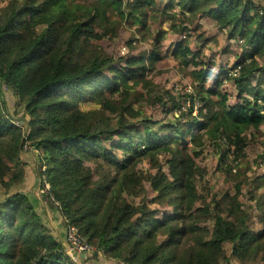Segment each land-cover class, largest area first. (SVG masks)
<instances>
[{"label": "trees", "instance_id": "obj_1", "mask_svg": "<svg viewBox=\"0 0 264 264\" xmlns=\"http://www.w3.org/2000/svg\"><path fill=\"white\" fill-rule=\"evenodd\" d=\"M154 14L171 26L158 31L149 54L100 53L97 42L118 38L115 16L121 26L132 21L144 35L157 19ZM206 17L243 49L238 56L230 43L222 46L236 62L216 75L218 56L205 61L202 50L189 42L196 20ZM168 31L178 35L173 55L194 82L193 91L179 98L156 93L159 86L148 79L164 58L160 47ZM211 78L215 82L208 85ZM224 81L233 91L222 90ZM10 97L19 100L14 111ZM85 101L96 107L84 110ZM147 107L174 113V120L147 117ZM262 126L264 5L253 0H0V190L5 192L0 264L264 263V173L245 176L234 193L215 195L205 206H197L195 188L202 174L196 159L207 142L222 152L221 165L230 174L228 160L236 161L237 169L245 156L246 131L259 133ZM37 151L35 162L47 167L59 202L53 211L65 238L76 226L97 251L93 259L100 253L96 260L86 254L74 261L37 200L11 191L23 185L25 168L32 165L25 158ZM258 158L260 169L264 153ZM145 161L158 169L155 174H140ZM144 179L151 184V198ZM252 202L258 230L251 228ZM207 221L213 226L204 225Z\"/></svg>", "mask_w": 264, "mask_h": 264}, {"label": "rangeland", "instance_id": "obj_2", "mask_svg": "<svg viewBox=\"0 0 264 264\" xmlns=\"http://www.w3.org/2000/svg\"><path fill=\"white\" fill-rule=\"evenodd\" d=\"M253 1H255L258 5H264V0ZM163 6L164 5H161L160 8L163 9ZM176 12V19L178 20L177 24H181L180 20H183V17L179 16L178 9H176ZM154 16H156L157 19L150 21L149 30H146L147 32L144 35L135 31L136 27L133 26L132 21H125L121 26L120 19L118 16H115L118 22V38H107L103 41L97 42L98 50L102 55L108 56H125L128 54L139 55L142 53L149 54L154 47L155 39L158 36V31L160 29L165 31L170 30L171 26V23L166 21V18L164 20V17L161 15L154 14ZM193 26L196 27V31L189 39L191 47L194 50H202V58L204 59L205 57V61H207L208 57H210L212 54H216L219 58L218 61L216 59L214 60L215 63H217V65L213 66L212 68L214 75L220 72L222 66L230 68L236 62V57L233 56L231 52H222V46H226L230 43L233 46L232 49L236 51L238 56L243 54V49H238L237 45L234 44V41L228 39L229 32L221 31L219 29L218 23L215 20L208 17L197 19ZM177 39V34L173 33L172 31H168L160 47L164 58L155 64L153 71L148 75V79L154 82L156 86H159V89L156 91V93L163 94L164 91H169L171 92V96L179 98V96H182L185 91H193L194 82L182 66V60L173 55V44ZM129 40H133V45L130 46L127 44V41ZM193 69L194 68L192 65L188 67L189 71H192ZM222 78H224V76ZM214 82V79L211 78L208 81V85H211ZM222 84V90L227 92L233 91L234 86L232 84L225 81ZM3 89L5 90L6 88L3 87ZM18 101V98H9V107L11 111L15 110ZM230 101L235 102V99L231 98ZM186 106L188 108V105ZM92 107H96V104L88 101L82 103V108L84 110H89ZM196 114L197 113L195 112L194 115ZM145 116L153 118L154 120H162L163 122L174 120V113H166L162 108L159 107H147L145 109ZM17 117H21V113ZM257 131L259 130H255L253 128L246 131V137L249 144L245 149V156L239 160L237 169H235L236 161L233 162L231 159L228 160V163L232 168V173L230 174L226 172L225 166L221 165L222 152L217 150L213 145H210V142L205 144L203 156L199 159H196L197 166L202 170V174L200 175V173H198L195 180V188L198 191L197 194L200 195L201 200V202L197 203V206H205L212 202L215 195H222L225 194V192L234 193L235 186L238 182L244 180L245 176H247V179L249 180L254 176L255 173H264V165H262L260 169H257L255 166V161L259 160L258 157L264 153V126L261 127L259 133ZM24 149L28 151L30 149V143H26ZM232 151H234V147H232ZM38 154L39 152L37 151L34 153V155H32V165H27L25 168L26 179H24L23 185L18 186V189L13 188L11 191L13 193L21 191L26 194H30L35 200H40L41 203H37L38 201H36L35 204L39 207L38 210L44 215V218L48 220V223H50L49 220H55V217H53L54 211H52V209L53 207H57L59 202L54 204L53 201H49L46 194H44L45 187L41 188L40 182H42L41 179L43 178V175L44 178H47V174L45 173L47 172V167L44 165L40 166L35 162ZM231 158L233 159V156ZM139 169L142 171L140 174H143L144 176L148 174H155L158 170L149 161L143 162ZM164 170L167 171L168 167L165 166ZM45 185H49L51 188L50 182H45ZM143 186L145 189V195L151 198V196H153V194L150 192L151 184L146 182V179H144ZM246 191L247 189L243 188L242 193H245ZM263 191V189L260 190V192ZM4 193L5 192L0 190V198L3 197ZM139 200L140 199L137 201L139 202ZM251 204L254 205V209L252 208L253 219L251 228L258 230L262 226L258 223V219L255 216L258 213L255 210V202H252ZM49 225L51 226V224ZM204 225H209L210 227L213 226L210 221H207V223H204ZM53 229L54 228H52V230ZM55 231L56 233H53V235L58 238L61 235L60 231ZM65 244L67 246L66 238ZM99 255L100 253H98V256ZM101 257L103 256L101 255ZM118 263L123 264L121 262ZM257 264L264 263L257 261Z\"/></svg>", "mask_w": 264, "mask_h": 264}, {"label": "built area", "instance_id": "obj_3", "mask_svg": "<svg viewBox=\"0 0 264 264\" xmlns=\"http://www.w3.org/2000/svg\"><path fill=\"white\" fill-rule=\"evenodd\" d=\"M41 181H42L41 182V188L45 187V193L44 194H46L47 199H49V201H53L54 204L58 203L52 194V190H51L50 186L45 185V182H48V179L44 178V175H43V178L41 179ZM66 242H67L66 252L71 258H73L74 261L77 262L78 257L81 256L82 254H90L92 258H95V253H96L95 248L91 244H89L79 234L76 226H71L67 229V231H66Z\"/></svg>", "mask_w": 264, "mask_h": 264}, {"label": "crops", "instance_id": "obj_4", "mask_svg": "<svg viewBox=\"0 0 264 264\" xmlns=\"http://www.w3.org/2000/svg\"><path fill=\"white\" fill-rule=\"evenodd\" d=\"M25 159L28 160V161H30V162H32V160H30L29 157H26ZM37 201H40V200H37ZM40 202H41V201H40ZM38 203H39V202H38ZM52 211H53V209H52ZM53 217H55V220H49L50 223H48V226L51 227V228H54V229L57 230V231H60V234H61V235L59 236V238H60L63 242H65V230L62 228V225L60 224V220H59V218L57 217V212L54 211V215H53ZM49 224H51V226H50ZM54 229H53L52 231H53V233L55 234L56 231H55ZM87 257H88V255H86V254L83 256V258H87ZM98 257H99V256H98ZM98 257H96V259H97ZM91 259H92L91 261L96 260V259H93L92 257H91ZM99 264H120V263L115 262V261H106V260H104V261H100Z\"/></svg>", "mask_w": 264, "mask_h": 264}, {"label": "water", "instance_id": "obj_5", "mask_svg": "<svg viewBox=\"0 0 264 264\" xmlns=\"http://www.w3.org/2000/svg\"><path fill=\"white\" fill-rule=\"evenodd\" d=\"M85 254H82L81 256L83 257Z\"/></svg>", "mask_w": 264, "mask_h": 264}]
</instances>
